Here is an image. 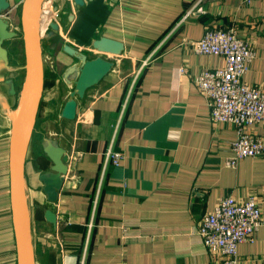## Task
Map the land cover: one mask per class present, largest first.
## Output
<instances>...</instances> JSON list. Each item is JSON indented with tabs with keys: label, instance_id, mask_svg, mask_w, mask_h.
Masks as SVG:
<instances>
[{
	"label": "crops",
	"instance_id": "crops-1",
	"mask_svg": "<svg viewBox=\"0 0 264 264\" xmlns=\"http://www.w3.org/2000/svg\"><path fill=\"white\" fill-rule=\"evenodd\" d=\"M23 1L7 0L9 9L0 15L16 34L0 46V264L17 263L8 157L23 80ZM197 1L43 4V90L24 163L35 264H221L198 233L203 215L224 197L241 204L252 196L264 216V155L244 158L235 169L225 167L236 129L210 120L193 82L224 60L195 54L185 43L207 29H233L255 53L242 81L264 91V0H200L195 7L200 11L180 22ZM69 13L73 20L67 24ZM101 33L123 43L124 51L103 56L114 68L78 101L74 120L61 119L71 90L60 76L76 61L62 46L91 59L98 55L91 43ZM85 111L91 113L79 120ZM247 132L264 142V124ZM49 142L68 155L55 203L47 201L40 181L51 173ZM109 147L122 160L103 168ZM46 210L56 215L55 230L44 218ZM238 261L264 264V226L253 241L239 246Z\"/></svg>",
	"mask_w": 264,
	"mask_h": 264
},
{
	"label": "water",
	"instance_id": "water-1",
	"mask_svg": "<svg viewBox=\"0 0 264 264\" xmlns=\"http://www.w3.org/2000/svg\"><path fill=\"white\" fill-rule=\"evenodd\" d=\"M46 0H24L21 5L20 27L24 48L23 80L18 99L12 112L9 134V193L14 229L16 264H35L31 234L30 214L25 193L24 163L26 152L32 137L36 115L43 90V50H42V7ZM90 2L94 0H88ZM74 8H82L85 0H72ZM9 9L7 0H0V15ZM73 20L69 13L67 24ZM49 27L58 31V25ZM15 32L8 30L7 23L0 19V46L4 41L14 38ZM91 49L98 55L89 59L86 53L69 45L62 46V52L76 61L66 67L61 74L62 81L70 88V93L59 114L61 119L74 120L77 115V103L84 99L86 92L99 84L108 75L115 64L103 56H120L124 45L120 41L108 38L102 33L91 43ZM45 154L52 163L51 173L42 175L43 192L49 203H55L58 191L67 173L68 155L52 143H47ZM46 222L57 227L56 215L51 210L44 213Z\"/></svg>",
	"mask_w": 264,
	"mask_h": 264
},
{
	"label": "built area",
	"instance_id": "built-area-1",
	"mask_svg": "<svg viewBox=\"0 0 264 264\" xmlns=\"http://www.w3.org/2000/svg\"><path fill=\"white\" fill-rule=\"evenodd\" d=\"M242 1L250 4L254 0ZM199 2L180 22L193 15V11H200L195 9ZM185 43L195 54L216 55L224 60L221 68L203 70L193 82L206 101L210 120L232 124L236 129V137L230 143L232 155L225 160V167L235 169L244 158L264 155V142L247 132L249 127L264 124V91L242 81L255 58L254 51L233 29H207L200 39ZM90 113L85 111L79 120H85ZM121 160L122 154L109 147L104 153L103 168L117 166ZM262 226L264 216L252 196L241 204L227 196L203 215L198 233L206 250L221 256V264H239V246L253 241Z\"/></svg>",
	"mask_w": 264,
	"mask_h": 264
},
{
	"label": "rangeland",
	"instance_id": "rangeland-1",
	"mask_svg": "<svg viewBox=\"0 0 264 264\" xmlns=\"http://www.w3.org/2000/svg\"><path fill=\"white\" fill-rule=\"evenodd\" d=\"M44 56V55H43ZM50 61L48 60L47 61V64L49 65ZM6 126H8V122H6Z\"/></svg>",
	"mask_w": 264,
	"mask_h": 264
}]
</instances>
